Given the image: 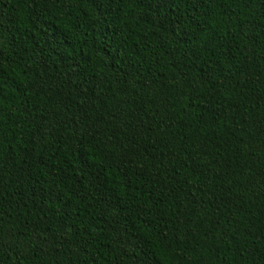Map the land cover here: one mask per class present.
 Instances as JSON below:
<instances>
[{"label": "trees", "instance_id": "trees-1", "mask_svg": "<svg viewBox=\"0 0 264 264\" xmlns=\"http://www.w3.org/2000/svg\"><path fill=\"white\" fill-rule=\"evenodd\" d=\"M0 264H264V0H0Z\"/></svg>", "mask_w": 264, "mask_h": 264}]
</instances>
